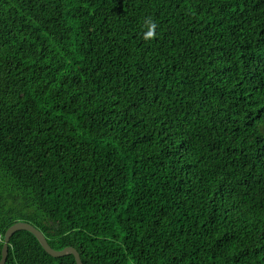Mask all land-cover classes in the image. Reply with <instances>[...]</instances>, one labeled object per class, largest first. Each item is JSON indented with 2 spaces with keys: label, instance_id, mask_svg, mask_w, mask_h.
<instances>
[{
  "label": "trees",
  "instance_id": "1",
  "mask_svg": "<svg viewBox=\"0 0 264 264\" xmlns=\"http://www.w3.org/2000/svg\"><path fill=\"white\" fill-rule=\"evenodd\" d=\"M19 222L83 264H264V0H0V262ZM6 264L77 262L21 231Z\"/></svg>",
  "mask_w": 264,
  "mask_h": 264
},
{
  "label": "water",
  "instance_id": "2",
  "mask_svg": "<svg viewBox=\"0 0 264 264\" xmlns=\"http://www.w3.org/2000/svg\"><path fill=\"white\" fill-rule=\"evenodd\" d=\"M21 231H26L31 234H33L37 240L40 242L41 246L44 248V250L52 257L54 258H63L66 256H74L76 259L77 264H83L80 254L75 248L68 247L61 251L54 250L48 243L46 237L42 232L37 230L35 227H33L30 224L19 222L15 225H13L5 234V244L3 247V254H2V260L0 264H6L8 255H9V243L12 239V237L17 233Z\"/></svg>",
  "mask_w": 264,
  "mask_h": 264
},
{
  "label": "clouds",
  "instance_id": "3",
  "mask_svg": "<svg viewBox=\"0 0 264 264\" xmlns=\"http://www.w3.org/2000/svg\"><path fill=\"white\" fill-rule=\"evenodd\" d=\"M145 27L147 29V31L144 34V38L147 39H151L155 36V29H156V24L154 21H152L151 19H147L145 21Z\"/></svg>",
  "mask_w": 264,
  "mask_h": 264
}]
</instances>
